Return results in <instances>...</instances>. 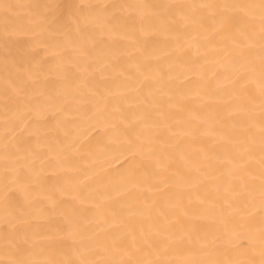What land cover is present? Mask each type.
<instances>
[{
    "label": "bare ground",
    "instance_id": "1",
    "mask_svg": "<svg viewBox=\"0 0 264 264\" xmlns=\"http://www.w3.org/2000/svg\"><path fill=\"white\" fill-rule=\"evenodd\" d=\"M0 264H264V0H0Z\"/></svg>",
    "mask_w": 264,
    "mask_h": 264
}]
</instances>
